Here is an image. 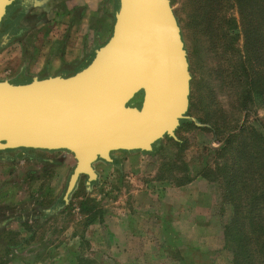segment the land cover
<instances>
[{"label": "rangeland", "instance_id": "374dc122", "mask_svg": "<svg viewBox=\"0 0 264 264\" xmlns=\"http://www.w3.org/2000/svg\"><path fill=\"white\" fill-rule=\"evenodd\" d=\"M65 1H58L62 14L67 7ZM170 1L176 17L180 18L191 75L186 119L200 121V124L197 128L188 126L178 130L177 140L183 142L179 153L172 142L163 139L161 152L156 156L139 152H113L112 159L120 160V165L96 162L93 166L97 174L96 185L84 190L87 178L81 176L75 187L78 188V198H74L70 206L68 203L59 212L54 211L44 222L31 219L30 226L33 229L30 231L22 230L18 224L13 225L8 239L16 240L19 247L7 249L6 241L0 240V264H78L77 256L88 260L86 264H114L112 257L101 258L99 250L95 251L93 247L96 246L89 242V228H83V216L79 213V202L83 196L93 200L90 203L95 208L93 212L100 220L108 222L106 230L113 236L114 232L117 235L121 232L119 222L123 218L135 216L133 219L145 222L132 226L135 232L148 233L153 238L160 232L168 236L164 243L169 258L181 259L185 264H231V254L224 249L222 239V226L229 218V210L227 207L225 213L220 214L216 207L220 180L212 184L207 182L206 186L199 184L195 188H179L171 181L156 180L159 176L167 178L181 174L179 171H168L167 164L172 162L177 167H181V164L188 166L191 176L197 174L204 162L213 168V160L206 150L216 148L218 144L209 127L212 125L218 129V137H221L223 127H232L240 121V113L233 104V95L222 89L215 77L214 70L219 61L212 59L213 54L209 52L205 39L198 38L195 29L187 23L190 9L186 0ZM54 4L51 7V0H14L8 9L6 21L0 26V80L8 79L14 84L29 82L25 75L32 69L36 59L26 72L21 71L22 51L31 59L36 56L35 47L39 48L42 57L60 52L59 49H51ZM66 14H63V19ZM97 15L99 18L96 16L93 21L94 35L97 31L101 32V17ZM112 16L108 18L102 44L111 35L114 23ZM254 115L263 119L264 109L256 107L250 113L251 124H255ZM13 151L0 153V160L6 158L9 161V158L19 155V150ZM25 154L31 159H25L24 164L17 163L23 159L14 160L13 163L17 164L12 166L0 164V220L3 217L19 216L21 221L27 217H39L42 210H54L56 202L66 191L75 166L72 156L62 158L63 155L57 151H25ZM48 160L55 162L51 166ZM58 162L62 165L59 166ZM65 164H69L66 174L61 168ZM9 171L16 173L9 175ZM28 172L33 173V176L29 177ZM197 220L201 227L199 230L190 224L192 221L197 223ZM178 221L181 223L175 225ZM35 224L41 227L37 228ZM96 232L101 236V227ZM177 232L190 237L178 241L173 237ZM72 235L82 237V241L75 243L71 240ZM97 247H101V243Z\"/></svg>", "mask_w": 264, "mask_h": 264}, {"label": "water", "instance_id": "95a60500", "mask_svg": "<svg viewBox=\"0 0 264 264\" xmlns=\"http://www.w3.org/2000/svg\"><path fill=\"white\" fill-rule=\"evenodd\" d=\"M14 0H0V26ZM111 35L72 75L0 81V152L64 151L75 167L63 201L81 176L113 152H151L189 108V62L170 0H116ZM142 93L140 107L129 103Z\"/></svg>", "mask_w": 264, "mask_h": 264}, {"label": "trees", "instance_id": "16d2710c", "mask_svg": "<svg viewBox=\"0 0 264 264\" xmlns=\"http://www.w3.org/2000/svg\"><path fill=\"white\" fill-rule=\"evenodd\" d=\"M186 3L190 9L187 23L195 29L198 38L205 39L209 52L213 54L212 59L219 61L214 70L215 77L219 86L233 95L240 121L232 127H223L221 137H218V129L212 125L209 127L218 144L216 148L206 150L213 160V168L204 162L197 174L191 176L188 166L181 164L177 167L172 162L167 164L168 171H179L181 174L167 178L159 176L156 180L171 181L175 187H183L195 177L209 184L217 183L219 179L221 184L218 186L216 207L220 214H224L227 207L229 210V218L222 226V239L224 249L231 254V264H264V118L254 115L255 124L249 122L250 113L256 107L264 109V0H186ZM177 20L180 25V18L177 17ZM5 21L6 18L1 27ZM141 101L142 93L129 105L140 107ZM198 123L200 121L184 119L175 134L184 127L197 128ZM163 139L172 142L178 153L182 149V140H173L168 136ZM162 140L153 145L151 152L141 153L156 156L161 152ZM25 151L34 152L19 150V155L9 158V161L30 160ZM110 164L120 165L121 161L112 159ZM95 185L96 181L84 190ZM77 191L78 188L70 195L68 206L74 198H78ZM92 202L86 196L79 202L85 229L100 220L93 212L95 208L90 206ZM64 206L62 196L54 210H42L39 217L25 218V230L33 229L28 224L29 219L44 222L51 213L59 212ZM5 245L7 249L19 247L13 239H8ZM77 262L86 264L89 261L78 256Z\"/></svg>", "mask_w": 264, "mask_h": 264}, {"label": "crops", "instance_id": "0c3cea01", "mask_svg": "<svg viewBox=\"0 0 264 264\" xmlns=\"http://www.w3.org/2000/svg\"><path fill=\"white\" fill-rule=\"evenodd\" d=\"M58 1L59 0H51V7L54 3V5H56L54 14L55 16L51 20V27L54 31L51 33V49L53 47L55 49H59L60 52L55 53L50 57H42L39 48H36L34 46L36 50V56H34V58L32 56L33 59H31L29 58L28 54L22 51V59L20 60L21 64L19 68L21 71L26 72L27 67L32 66L34 64V60L36 59L32 69L27 72V76L25 75V77H27L29 81H32L33 79H44L59 75H72L86 66L93 58L96 50L104 45L102 44L105 38L104 33L107 28L108 18H110L112 15L114 16L113 10L115 0H64L67 5L65 11L63 12V14L67 13L65 15V19H63V14L62 12H60V9L58 7ZM97 14H100L101 17V32L97 31V33L94 35L92 30L94 25L93 21L94 17L97 16L99 18V15ZM23 49L26 50L25 48ZM5 80L9 81L8 79H3L0 81ZM57 152L63 155L62 158L72 156L71 154L64 151ZM24 160L25 159H23L20 164H24ZM13 162L14 161H8V159L6 158H1L0 160V164L9 166L17 164ZM53 162L55 161L49 160V164H51V166L54 164ZM61 165L62 164L59 163V166ZM68 165L69 164H65L63 167H61L63 173L65 174L67 173ZM12 173L16 172L9 171L8 174L12 175ZM28 175L29 177H32L33 173L28 172ZM199 184L206 186L207 182L201 180L200 177H197V179H194L190 184L179 188H195ZM12 186L13 185H11L10 188H12ZM3 218H1L0 220L1 241L5 242L8 240V237L12 232L11 228L13 227V225L18 224L19 227L22 228V230L25 229V219H22L21 221V218L19 216L16 218ZM133 218H135V216H132L129 219L123 218V220L119 222L121 232H119L118 235L116 232H114V236L109 234V232L106 230L108 222L103 221L102 219L96 221L88 227L89 242L92 246H96V248L93 247V249L95 251L99 250L100 253L98 254L101 255V258L112 257L114 260V264H185V262H183L181 259H172L168 257V252L166 250L167 245L166 243H164L166 241L165 239L168 236L165 237V235H163V232H160L159 235H156V237L153 238L151 235H148V233H138L137 231L135 232L134 230H132V226L140 222H145H142V220L139 221L138 218ZM30 220L31 219H29L28 222L29 225L32 223ZM179 223L181 222L178 221V223H176L175 225ZM190 224L194 229L198 228L199 230V228H201L198 220L197 223L192 221L190 222ZM100 227L101 236L96 232V230ZM173 237L178 241H185L190 236L186 237L177 232L175 235L173 234ZM71 240L75 243H79L80 240L82 241V238L72 235ZM99 240L101 242H99ZM141 240L143 241L141 242ZM100 243L101 247H97Z\"/></svg>", "mask_w": 264, "mask_h": 264}, {"label": "flooded vegetation", "instance_id": "af4514ba", "mask_svg": "<svg viewBox=\"0 0 264 264\" xmlns=\"http://www.w3.org/2000/svg\"><path fill=\"white\" fill-rule=\"evenodd\" d=\"M20 162H21V161H18L17 163H19V164H20Z\"/></svg>", "mask_w": 264, "mask_h": 264}]
</instances>
